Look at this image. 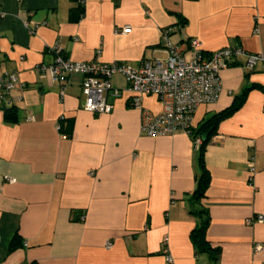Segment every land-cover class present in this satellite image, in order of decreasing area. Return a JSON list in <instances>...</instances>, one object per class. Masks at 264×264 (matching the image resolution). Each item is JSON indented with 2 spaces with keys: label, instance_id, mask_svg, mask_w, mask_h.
<instances>
[{
  "label": "crops",
  "instance_id": "crops-1",
  "mask_svg": "<svg viewBox=\"0 0 264 264\" xmlns=\"http://www.w3.org/2000/svg\"><path fill=\"white\" fill-rule=\"evenodd\" d=\"M83 5L80 16L79 0H0V71H17L24 83L13 106L18 121L0 109V264H264V223H247L264 215V62L247 72L246 57L235 59L219 72L217 101L194 114L199 129L249 88L204 147L211 182L199 203L193 194L203 167L192 135L143 133L124 76L112 78L123 90L111 98L113 111L99 114L84 109L81 77L69 78L62 97L63 86L36 71L54 63L55 46L74 61H165L164 30L187 60L192 38L205 56L226 47L264 55V0ZM144 106L162 109L155 96ZM207 215L216 258L198 253L191 239Z\"/></svg>",
  "mask_w": 264,
  "mask_h": 264
},
{
  "label": "built area",
  "instance_id": "built-area-1",
  "mask_svg": "<svg viewBox=\"0 0 264 264\" xmlns=\"http://www.w3.org/2000/svg\"><path fill=\"white\" fill-rule=\"evenodd\" d=\"M84 4L85 0H80ZM4 17L0 13V18ZM27 25V24H26ZM130 26L121 29L129 32ZM256 31H259L256 28ZM170 30H164L163 35L168 50V58L146 60L139 67L124 63H106L99 60L74 61L60 56L61 47L53 49L59 55L52 64H40L36 71L44 77L59 82L65 95V83L71 76L81 77L82 92L84 94V109L99 114H109L114 109L111 98H118L123 90L113 86L112 78L122 75L126 79V92L130 94L131 105L141 112V131L147 136H168L180 131L194 136V114L202 104L217 101L221 92L219 72L227 68L240 56L246 57L245 70L253 71L259 62H264V55L248 53L242 48L226 47L205 56L202 43L198 38L188 42L193 51L192 59L185 58V49L181 45L173 44L169 39ZM24 83L17 71H0V109L12 108L20 99L16 94ZM147 96H155L160 104L161 111L152 113L144 106ZM32 118V117H31ZM30 118V119H31ZM61 130V124H57ZM66 137V136H64ZM203 137L198 135L193 139L197 150L203 145ZM255 165L250 164L251 174L255 172ZM15 182L14 178H9ZM264 223V215L247 220L248 224ZM167 240H165L166 243ZM111 245L110 243L108 244ZM262 244H256L255 252L261 251ZM167 263H173V258L165 249Z\"/></svg>",
  "mask_w": 264,
  "mask_h": 264
},
{
  "label": "trees",
  "instance_id": "trees-1",
  "mask_svg": "<svg viewBox=\"0 0 264 264\" xmlns=\"http://www.w3.org/2000/svg\"><path fill=\"white\" fill-rule=\"evenodd\" d=\"M83 12H84V5L80 2V16L83 14ZM248 89L241 96L236 98L234 104L230 108L215 115L214 117L206 121L199 129H194L193 131L194 134V136H192L193 139L195 136L200 135L203 137L204 140L203 145L199 149V162L203 168L198 178L197 189L193 194V199L197 203H199L202 200V198L205 197L206 190L211 182V176L203 166L204 147L216 132L219 123L223 119H225L226 117L237 111L243 105V103L245 102V97L248 92ZM5 118L12 122L18 121V116L14 107L5 110ZM202 212L204 213L205 210L202 207L198 206L197 213L202 215ZM209 223H210V217L207 215L203 218L201 225L191 231V239L198 253L208 252L214 258H216L219 255L221 249L219 247H213L212 244L207 240L206 234H207V229L209 227ZM33 264H38V263L34 262Z\"/></svg>",
  "mask_w": 264,
  "mask_h": 264
}]
</instances>
